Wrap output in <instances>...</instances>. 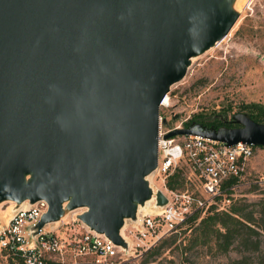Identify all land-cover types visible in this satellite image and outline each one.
Instances as JSON below:
<instances>
[{"label":"water","instance_id":"obj_1","mask_svg":"<svg viewBox=\"0 0 264 264\" xmlns=\"http://www.w3.org/2000/svg\"><path fill=\"white\" fill-rule=\"evenodd\" d=\"M236 2L0 0V203L44 200L32 234L80 210L125 249L121 230L139 206L167 202L149 180L163 99L228 34ZM230 120L238 126L192 122L165 137L264 146V123Z\"/></svg>","mask_w":264,"mask_h":264},{"label":"built area","instance_id":"obj_2","mask_svg":"<svg viewBox=\"0 0 264 264\" xmlns=\"http://www.w3.org/2000/svg\"><path fill=\"white\" fill-rule=\"evenodd\" d=\"M166 106V105H164ZM173 123L164 125L160 116L158 133V162L152 173L150 185L160 190L167 199L163 206H155L159 212L140 214L136 221L125 224L122 246L106 236L90 230L76 219L79 212L57 223H46L32 234V227L45 212L47 203L39 199L32 204L11 211L0 210V252L11 256L15 264H128L133 257L153 246L164 234L176 230L190 218L230 206L232 192L243 185H264V173L246 180L252 159L264 146L243 142L227 145L224 142L198 135H176L166 138L173 129L185 127L180 115ZM166 120V119H163ZM185 163V183L196 180L203 195L198 196L187 189L167 186L168 178ZM152 177L159 182L155 184ZM226 210V209H225Z\"/></svg>","mask_w":264,"mask_h":264},{"label":"rangeland","instance_id":"obj_3","mask_svg":"<svg viewBox=\"0 0 264 264\" xmlns=\"http://www.w3.org/2000/svg\"><path fill=\"white\" fill-rule=\"evenodd\" d=\"M235 10L239 15L228 34L212 48L193 57L184 77L171 85L166 94V106H160L162 119L169 123L175 122L176 119L171 115L174 110L185 126L195 119L210 121L217 114L230 117L237 112H246L256 116V106L264 109V0H238ZM180 166L183 173L187 171L185 163ZM263 173L264 152L260 151L252 159L246 180ZM152 181L155 184L159 182L153 177ZM185 189L198 196L203 195L196 186V180L185 183ZM262 199L264 185H243L232 192L231 205H225L226 210L219 211L228 212L232 204H249V209L257 208L255 204ZM218 203L215 206L221 207V202ZM8 206L2 204L0 210H9ZM203 216L205 213H202ZM196 224L190 225L187 222L176 230L167 232L149 249L133 257L128 264H143L148 250L173 237L177 238L176 241L169 246L165 245L161 255L151 264H236L234 260L240 259L241 248L244 247L235 242L228 252L220 253L213 242L192 245L190 241ZM257 228L261 239L259 248L264 252V222H260ZM251 256L248 264H258L253 254ZM0 264L15 263L8 254L0 252Z\"/></svg>","mask_w":264,"mask_h":264},{"label":"trees","instance_id":"obj_4","mask_svg":"<svg viewBox=\"0 0 264 264\" xmlns=\"http://www.w3.org/2000/svg\"><path fill=\"white\" fill-rule=\"evenodd\" d=\"M256 110L258 113L256 116L249 113L247 114L254 121L264 123V110L260 108H256ZM192 122L212 126L210 121H203L202 119H195V121ZM189 124H191V121L187 123V125ZM167 186L180 190L185 189V177L181 169H177L168 178ZM252 187H255V185H252ZM255 205L257 208L249 209V204H232L228 212L215 210V205H213L209 213L205 214L201 219H198V215L193 216L189 219L188 223H190V225L192 223L197 224L193 228L195 232L190 242H192V245H206L209 242H213L216 246V250L220 253L228 252L231 245L237 242L244 248H241L242 256L240 259L234 260V263L248 264V261L251 260L250 258L252 257L251 254H253L258 264H264V252L259 248L261 239L259 238L260 232L257 228L260 222H264V199L260 200ZM176 239V237H173L170 241H162L154 248L148 250L145 253L146 257L143 260V264H151V262L155 261V259L161 255L165 245L169 246L174 243ZM244 253L249 254L245 255Z\"/></svg>","mask_w":264,"mask_h":264},{"label":"bare ground","instance_id":"obj_5","mask_svg":"<svg viewBox=\"0 0 264 264\" xmlns=\"http://www.w3.org/2000/svg\"><path fill=\"white\" fill-rule=\"evenodd\" d=\"M236 3H238V0H237ZM166 97H167V95L163 99V102H162L163 106L167 103L168 98H166ZM151 176H152V174L149 175V180H150ZM2 204H8L9 206L7 208H11L15 203L12 202V201H3V202L0 203V205H2ZM18 205L20 207L26 206L27 205V201H23V202H21ZM159 211H160V209H155V208L152 207V205L150 203V200H149V201H146L143 205L139 206V208H138V216H140V214H144V213H148V212H159ZM124 228L125 227L122 228L121 233H123Z\"/></svg>","mask_w":264,"mask_h":264},{"label":"flooded vegetation","instance_id":"obj_6","mask_svg":"<svg viewBox=\"0 0 264 264\" xmlns=\"http://www.w3.org/2000/svg\"><path fill=\"white\" fill-rule=\"evenodd\" d=\"M244 113H246V112H244ZM210 124L216 128L220 127V126H227V127L238 126V124H236L230 120V117H228V118L225 117V114H217V115L213 116V118L210 120Z\"/></svg>","mask_w":264,"mask_h":264}]
</instances>
